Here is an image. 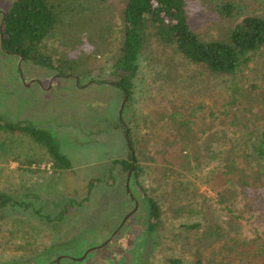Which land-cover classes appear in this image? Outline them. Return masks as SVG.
<instances>
[{
	"label": "rangeland",
	"instance_id": "1",
	"mask_svg": "<svg viewBox=\"0 0 264 264\" xmlns=\"http://www.w3.org/2000/svg\"><path fill=\"white\" fill-rule=\"evenodd\" d=\"M11 4L12 0H0V23ZM112 5L111 9L105 2L99 5L98 0H88L86 12L74 24L70 26L66 17L61 32L42 45L46 55L74 61L81 68L80 75H61L24 61L4 52L0 40V114L8 121L27 120L52 133L71 165L69 170L51 172L48 154L29 136H7L0 131V141L4 142L0 144L5 146H0V193L21 204L0 209V264H31L47 257H62L65 264H167L174 252L166 247L168 241L163 245L158 232L144 229L141 212L147 196L134 188L132 181L126 186L133 166L151 162L139 159L129 170L123 168L122 161H130L125 127L134 155L140 157L147 153V144L155 145L153 123L158 125L159 114H168L181 103L184 108L178 107L179 120L185 119L188 106L191 110L201 107L199 113L201 109L205 114L212 111L213 120L210 121L211 116L204 119L207 129L208 125L214 129L223 126L217 107L222 108V94L226 92L238 100L243 98L244 105L239 110L243 119L257 116L264 108L249 93L251 85H264L260 62L251 60L232 77H209L205 81L196 76L195 81L184 84L179 78L180 67L178 71L168 69L171 66L167 58L172 53L157 42L139 56L132 94L127 97L115 85L117 77L112 73L123 26L120 8L113 0ZM253 13L264 16V0ZM190 24L206 40L224 32V21L209 11H197ZM168 72L178 75L174 80L168 79ZM182 84L185 90L178 88ZM185 127L182 125L181 129ZM200 127V122H194L184 135L187 143L200 136ZM203 142L214 144L215 139L204 135ZM259 160L260 180L264 184V159ZM217 165L211 161L200 168L167 174L152 165L156 167L153 173L148 168L144 176H138L136 182L148 191V197L166 209L170 200L176 198L177 189L186 188V194L176 202L187 206L184 212L176 216L175 211L167 210L169 223L162 225L167 236L170 235L165 230L170 225L175 228L179 222L201 220L205 213L208 216L207 212L225 214L216 202V190L208 184ZM235 204H243L239 196ZM188 206L195 216L188 213ZM244 216V235H251L252 229L264 230V219L255 222L250 213L244 212ZM87 251L86 260L73 261L80 260Z\"/></svg>",
	"mask_w": 264,
	"mask_h": 264
},
{
	"label": "trees",
	"instance_id": "2",
	"mask_svg": "<svg viewBox=\"0 0 264 264\" xmlns=\"http://www.w3.org/2000/svg\"><path fill=\"white\" fill-rule=\"evenodd\" d=\"M87 1L12 0L0 28L1 49L20 56L24 61L57 71L61 75L78 72L80 75L81 68L74 61L46 55L42 51V45L61 32V25L66 17H69L70 26L74 24L77 17L86 12ZM90 2L92 0H89ZM103 2L113 8L112 0H98L99 5ZM113 2L120 8L123 26L119 56L113 65L112 73L117 77L115 85L121 88L127 97L132 94L139 69V56L153 46V42L159 43L163 49L168 47L172 53L171 57L167 58L168 65L171 66L168 69L177 70L180 67L182 76L179 78L184 84L186 81H195L196 76L204 78L205 81L209 77H232L253 59L260 62L261 73L264 72V16L253 13L255 8L262 5V0ZM197 11H209L210 15L224 21V32L218 38L206 40L201 37L190 24L191 17ZM177 75L178 72L175 75L168 72V79L174 80ZM184 84L178 88L185 90ZM249 93L256 97L259 107L264 106V85H251ZM242 103L243 98L238 100L228 92L222 94V108L218 106L217 110L223 126L215 129L210 125L207 129L204 123V119L210 116V121L213 120L214 113L208 111L205 114L202 109L199 113L198 109L201 107L191 110L188 106L189 112L184 114L183 120L176 118L181 113L180 108H184L183 103L178 105L180 108L175 106L174 110L170 109L168 114L162 112L157 117L158 125L153 123L157 135L154 138L155 145L147 144L144 148L147 153L140 157L134 155L133 148L132 153L129 149L130 161H122L126 170L139 159L151 162L145 166H133L129 182L132 181L134 188L142 190L144 197L148 198L145 200V209L141 212L144 216V229L158 232L161 243L164 245V242L168 241L166 247L169 251H174L169 255L167 264H264V230L252 229L249 236L244 235L242 231L244 212L250 213L255 222L264 219V184L260 180L261 169H258L261 161H257L264 159V108L257 116L250 115L243 119L239 116V110L244 105ZM194 122L201 123L200 136L187 143L184 135L190 131ZM182 125L186 127L181 129ZM0 131L7 136H29L48 154L51 172L71 168L68 159L60 152L56 137L31 122L22 119L8 121L0 114ZM204 135L214 137L215 143L204 144ZM190 145H194L195 152ZM0 146L5 148L3 144ZM211 161H216L218 165L208 178V184L216 190V202L225 214L215 216L207 212L208 216L205 213L201 220L179 222L175 228L170 225V229L165 230L170 235L167 236L162 227L163 223V226L169 223L168 220L166 222L167 210L175 211L176 216L184 212L187 206L176 202L180 200L181 195L186 194V188L177 189L176 198L170 200L167 205L169 208L166 209L148 197V191L139 185L136 179L138 176H144V171L148 168L153 173L157 167L161 173L167 174L176 170L200 168ZM151 176L156 182L154 174ZM237 196L243 202L240 207L235 204ZM16 204L21 206L20 202L17 203L8 195L0 193V209ZM188 213H192L189 206ZM246 220L252 221L248 217ZM47 258L38 259L34 264H44Z\"/></svg>",
	"mask_w": 264,
	"mask_h": 264
},
{
	"label": "water",
	"instance_id": "3",
	"mask_svg": "<svg viewBox=\"0 0 264 264\" xmlns=\"http://www.w3.org/2000/svg\"><path fill=\"white\" fill-rule=\"evenodd\" d=\"M2 21H3V19H2ZM2 21H1V23H0V28H1V25H2ZM0 40H1V45H2V37H0ZM120 112H121V110H120ZM125 133H126V140H127V144H128V146H129V149H130V151H131V144H130V138H129V131H128V129L125 127ZM131 153H132V151H131ZM131 172H132V169L131 170H129L128 171V174H127V178H126V186H127V188H128V184H129V179H130V176H131ZM130 195H131V193H129ZM132 196V195H131ZM136 208H137V204L135 203V207H134V210H136ZM131 213H132V211L131 212H129L126 216H125V218H124V220H123V222L121 223V225L127 220V218L131 215ZM120 225V226H121ZM105 244V243H104Z\"/></svg>",
	"mask_w": 264,
	"mask_h": 264
},
{
	"label": "flooded vegetation",
	"instance_id": "4",
	"mask_svg": "<svg viewBox=\"0 0 264 264\" xmlns=\"http://www.w3.org/2000/svg\"><path fill=\"white\" fill-rule=\"evenodd\" d=\"M121 226H119L118 227V229L120 228ZM117 229V230H118ZM116 230V231H117ZM115 233V232H114ZM110 239V238H109ZM108 239V240H109ZM107 240V241H108ZM106 243V242H105ZM104 244V243H103ZM96 249V248H95ZM91 251V250H90ZM90 251H87V254H85L83 257H81V259L80 260H78V259H75V260H73V261H78V262H83L84 260H86L85 258L87 257V255H88V252H90ZM62 258V257H61ZM61 258H53V259H49V260H47L46 262H45V264H65V262H63L62 263V259ZM34 263H37V261H34L33 263H31V264H34ZM30 264V263H29Z\"/></svg>",
	"mask_w": 264,
	"mask_h": 264
}]
</instances>
